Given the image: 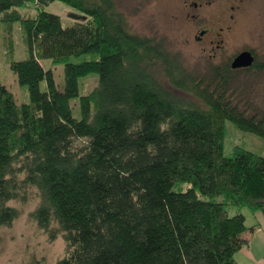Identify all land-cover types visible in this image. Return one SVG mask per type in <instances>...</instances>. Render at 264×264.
<instances>
[{
    "label": "trees",
    "instance_id": "obj_1",
    "mask_svg": "<svg viewBox=\"0 0 264 264\" xmlns=\"http://www.w3.org/2000/svg\"><path fill=\"white\" fill-rule=\"evenodd\" d=\"M56 2L88 20L65 25L46 11ZM17 22L28 57L9 64L29 102L0 78V231L33 205L30 221L65 244L54 264H238L250 230L229 209L264 215V157L236 147L226 158L225 127L264 139V110L239 77L264 61L193 72L132 33L115 0H0V23ZM85 54L100 59L65 63L59 91L43 62ZM92 74L75 119L71 100Z\"/></svg>",
    "mask_w": 264,
    "mask_h": 264
},
{
    "label": "rangeland",
    "instance_id": "obj_2",
    "mask_svg": "<svg viewBox=\"0 0 264 264\" xmlns=\"http://www.w3.org/2000/svg\"><path fill=\"white\" fill-rule=\"evenodd\" d=\"M128 23L130 31L142 37L161 42L172 54H177L191 71L203 74L213 66L224 65L244 51H252L256 61H264V0H115ZM195 3L200 6L195 7ZM47 12L59 15L65 25L85 23L88 16L61 3H54ZM201 30H210L214 44H198L195 36ZM209 36V35H208ZM28 57L25 32L20 22L9 26L0 23V78L14 95L18 105L29 102L26 87L18 83L10 68L11 59L21 61ZM98 54L72 56L54 64L45 60L46 69L54 74L56 87L63 91L65 63L79 64L99 60ZM242 82L252 84L245 97L264 110V73L239 75ZM99 76L92 74L79 80L80 96L71 100L72 114L81 118L79 99L88 95L98 84ZM47 90V83L41 85ZM251 151L264 157V139L240 131L231 122L226 123L224 156L232 158L235 148ZM180 185L176 186L178 189ZM33 205L23 209V216L10 229L0 231V264H30L32 259L54 264L65 253V244L59 239L50 243L30 219ZM245 214L246 226L252 227L251 211L247 208L229 209L230 216Z\"/></svg>",
    "mask_w": 264,
    "mask_h": 264
},
{
    "label": "crops",
    "instance_id": "obj_3",
    "mask_svg": "<svg viewBox=\"0 0 264 264\" xmlns=\"http://www.w3.org/2000/svg\"><path fill=\"white\" fill-rule=\"evenodd\" d=\"M245 216V214H243ZM254 224L245 234L249 245L236 255L238 264H264V215L261 212H251ZM246 220L247 217L245 216Z\"/></svg>",
    "mask_w": 264,
    "mask_h": 264
},
{
    "label": "water",
    "instance_id": "obj_4",
    "mask_svg": "<svg viewBox=\"0 0 264 264\" xmlns=\"http://www.w3.org/2000/svg\"><path fill=\"white\" fill-rule=\"evenodd\" d=\"M255 63V56L250 51H245L236 56L232 62V69H248Z\"/></svg>",
    "mask_w": 264,
    "mask_h": 264
},
{
    "label": "flooded vegetation",
    "instance_id": "obj_5",
    "mask_svg": "<svg viewBox=\"0 0 264 264\" xmlns=\"http://www.w3.org/2000/svg\"><path fill=\"white\" fill-rule=\"evenodd\" d=\"M195 7H199L200 5L198 3L194 4ZM209 35V36H208ZM213 35H210V30H201L196 36H195V40L198 44H204L205 42L207 44H214V40H212ZM245 52V51H244ZM252 52V51H250ZM253 53V52H252ZM253 55L255 56V54L253 53ZM255 61H256V56H255ZM237 70H243V69H237Z\"/></svg>",
    "mask_w": 264,
    "mask_h": 264
}]
</instances>
